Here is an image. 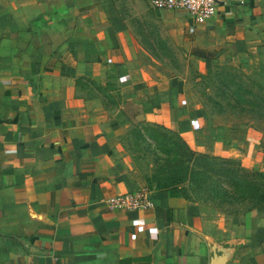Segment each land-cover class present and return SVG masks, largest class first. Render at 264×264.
<instances>
[{
    "label": "crops",
    "instance_id": "1",
    "mask_svg": "<svg viewBox=\"0 0 264 264\" xmlns=\"http://www.w3.org/2000/svg\"><path fill=\"white\" fill-rule=\"evenodd\" d=\"M146 17L197 74L238 69L264 89V0H217L196 23ZM140 35L113 0H0V264H209L227 245L225 264H264V207L228 214L145 189L124 145L139 124L250 171L264 173V153L253 129L211 128ZM134 192L137 209L107 204Z\"/></svg>",
    "mask_w": 264,
    "mask_h": 264
},
{
    "label": "rangeland",
    "instance_id": "2",
    "mask_svg": "<svg viewBox=\"0 0 264 264\" xmlns=\"http://www.w3.org/2000/svg\"><path fill=\"white\" fill-rule=\"evenodd\" d=\"M136 3H138V6H136ZM113 5L118 14L127 21L130 31L142 32L140 41H142L144 49L149 51L150 57L157 63L155 66L164 72H169L174 78L181 80L183 93L200 108V113L211 128L222 127L231 130L253 129L258 133V151L264 153V123L256 120L248 111L240 112L233 108L234 98L230 95L229 91L226 92V98H222L217 91L220 80H225V83L231 86L229 89H232V91L238 86L256 94L259 92V89L256 87L260 86L258 83L248 79L238 69L233 68H215L209 74H197L187 65L186 57L170 46L167 38L163 37L158 40L154 38L158 34L157 28L146 17L148 14L146 0H113ZM142 15H145L143 20V23L145 22L144 28H141L142 25L137 17ZM136 20L139 21V25L134 24ZM198 75H208V77L199 78ZM231 81L233 82L232 85L229 84ZM147 126L152 125L145 123L135 126L136 129L129 134L124 145L143 178L147 181L145 189L156 190L162 187V184L169 180V176L172 174L169 167L160 166L162 161L167 158L166 156L170 155L166 154L165 156L156 147L150 145L148 142L141 141L137 137V130ZM160 132L164 133L163 131ZM167 135L171 136L170 133ZM155 158L159 160V163L156 165L153 163ZM186 190L193 202L202 203L203 201L205 202L204 204H206V201H198V199H204L205 197L202 192L214 195L217 199L213 200L211 204L207 203V205L225 209L229 212H244L251 205L249 202L241 204L234 201H230V203L225 202L224 199H221L225 190L222 187H214L213 190L205 191L202 189L197 193L191 191V188Z\"/></svg>",
    "mask_w": 264,
    "mask_h": 264
},
{
    "label": "trees",
    "instance_id": "3",
    "mask_svg": "<svg viewBox=\"0 0 264 264\" xmlns=\"http://www.w3.org/2000/svg\"><path fill=\"white\" fill-rule=\"evenodd\" d=\"M218 72L216 73L218 74ZM198 77L207 78L208 75H198ZM232 83V81L229 82L230 85ZM229 87L231 86L227 85L225 80H220L217 91L221 97L226 98V92L229 91L234 98L233 108L240 112L248 111L256 120L264 123V89L256 86L259 92L254 94L238 86L234 91L230 90ZM249 96L250 98H248ZM169 133L171 136L167 135ZM137 137L141 141L156 147L165 156L166 154L170 155L166 156L167 158L162 161L160 166L169 167L172 174L169 176V180L156 190H167L175 197L193 201L188 196L186 189L191 188V191L197 193L202 189L205 191L213 190L214 187H222L225 190L221 199H224L225 202L251 203L244 212L264 207V173L247 170L233 159L211 157L194 152L178 135L159 125L140 128L137 130ZM153 163L156 165L159 160L155 158ZM144 181L147 182L145 179ZM202 193L205 197L198 199V201L204 200L206 204H211L213 200L217 199L214 195ZM202 203L205 202L202 201ZM211 207L216 208L215 206ZM216 209L228 214L239 213V211L229 212L221 208Z\"/></svg>",
    "mask_w": 264,
    "mask_h": 264
},
{
    "label": "built area",
    "instance_id": "4",
    "mask_svg": "<svg viewBox=\"0 0 264 264\" xmlns=\"http://www.w3.org/2000/svg\"><path fill=\"white\" fill-rule=\"evenodd\" d=\"M148 8L154 12H182L192 23L212 18L216 11L217 0H146ZM144 196L140 193H127L107 200L115 210L137 209L143 205Z\"/></svg>",
    "mask_w": 264,
    "mask_h": 264
},
{
    "label": "water",
    "instance_id": "5",
    "mask_svg": "<svg viewBox=\"0 0 264 264\" xmlns=\"http://www.w3.org/2000/svg\"><path fill=\"white\" fill-rule=\"evenodd\" d=\"M130 106H131L130 103H125L122 106V112L128 118H130L129 113H128ZM138 120L139 119H134V120H131V122L137 123ZM232 250L233 248L231 245H227L225 247L216 246L215 248H211V257L209 259V264H225L229 260Z\"/></svg>",
    "mask_w": 264,
    "mask_h": 264
}]
</instances>
